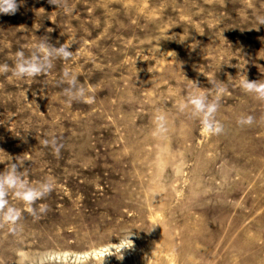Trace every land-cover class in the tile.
<instances>
[{"label": "rangeland", "instance_id": "1", "mask_svg": "<svg viewBox=\"0 0 264 264\" xmlns=\"http://www.w3.org/2000/svg\"><path fill=\"white\" fill-rule=\"evenodd\" d=\"M17 3L0 65L43 37L76 43L47 74H0V172L12 160L30 185L54 181L35 214L9 192L21 217L0 213V264H264V100L240 86L264 82V0ZM65 70L93 103H66ZM219 87L224 130L204 135L179 104Z\"/></svg>", "mask_w": 264, "mask_h": 264}, {"label": "clouds", "instance_id": "2", "mask_svg": "<svg viewBox=\"0 0 264 264\" xmlns=\"http://www.w3.org/2000/svg\"><path fill=\"white\" fill-rule=\"evenodd\" d=\"M49 4L56 6L57 9L69 11L67 0H48ZM20 5L17 0H0V14L14 15ZM264 24V20L261 21ZM49 32L52 29H48ZM183 42V41H181ZM57 43H59L57 41ZM76 43V38L72 37L56 47L48 42L47 37L41 38V41L33 46V51L29 56H25L24 51L15 53L14 67L10 68L8 64L0 65V74H6L11 71L12 76L17 79H34L43 74H47L54 67V61L57 59L68 61L73 56V51L69 49ZM191 81V80H190ZM193 82V81H192ZM61 84L67 86L63 88V95L66 98V103L70 106L72 102L79 101L91 104L94 98L88 95V89L79 83L78 77L69 71L65 70L62 73ZM194 83V82H193ZM196 84V83H195ZM197 86V85H196ZM240 86L246 93L255 94L258 99L264 100V82L249 81L247 78L240 82ZM226 89L219 87L217 95L213 101H209L208 97L201 94H190L185 101L179 104V109L184 111L190 109L191 116L197 118L201 124V131L204 135H219L223 132V125L216 120L215 114L218 110V101L220 94ZM158 131L164 130V117L156 116ZM237 123L241 126L251 125L253 117H241ZM44 146H51L54 154L59 156L62 144L58 142L55 136L50 139L40 141ZM19 165H23V161L16 157ZM53 178L48 177L45 181L38 183L35 186L29 184V181L24 178V172L18 171V164L11 160L10 166L3 172H0V213H3V220L10 223H16L21 217V211L9 206L8 195L13 192L15 197L22 201L26 206V210L32 214L36 213L33 205L38 200L44 199L53 190ZM39 211L45 212L46 206L41 205Z\"/></svg>", "mask_w": 264, "mask_h": 264}, {"label": "bare ground", "instance_id": "3", "mask_svg": "<svg viewBox=\"0 0 264 264\" xmlns=\"http://www.w3.org/2000/svg\"><path fill=\"white\" fill-rule=\"evenodd\" d=\"M100 252H102V251H100ZM86 254H82L81 256H85Z\"/></svg>", "mask_w": 264, "mask_h": 264}, {"label": "water", "instance_id": "4", "mask_svg": "<svg viewBox=\"0 0 264 264\" xmlns=\"http://www.w3.org/2000/svg\"><path fill=\"white\" fill-rule=\"evenodd\" d=\"M82 258H86V257L83 256Z\"/></svg>", "mask_w": 264, "mask_h": 264}]
</instances>
